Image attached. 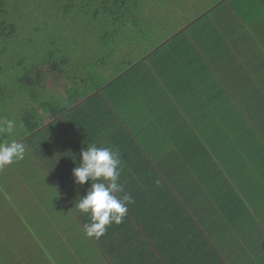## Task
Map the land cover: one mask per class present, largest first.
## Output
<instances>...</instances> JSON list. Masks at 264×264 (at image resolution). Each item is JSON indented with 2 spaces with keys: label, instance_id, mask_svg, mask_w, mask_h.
<instances>
[{
  "label": "crops",
  "instance_id": "1",
  "mask_svg": "<svg viewBox=\"0 0 264 264\" xmlns=\"http://www.w3.org/2000/svg\"><path fill=\"white\" fill-rule=\"evenodd\" d=\"M211 10L214 23L209 28L216 32L211 39L219 44L213 58L226 66H215L216 62L197 57L195 44L206 42L203 35L195 33V43L182 46L190 48V53H181L180 49L173 52L182 58L180 63L166 55L170 69L157 67L158 74H153L149 68L152 76L144 81L127 74L90 99L75 98L70 92L60 102L52 98L61 108L73 98L72 107L78 105L65 117L53 120L56 124L41 120L35 136H31L33 139L41 130L51 129L54 146H58L53 151L54 156L59 155L57 161L52 156L53 199L58 208L68 211L66 217L77 223L61 221L69 227H55L54 231L68 235L71 246L61 242L59 250H72L74 261L80 253L73 243L86 239L83 226L88 223V217L78 213L74 205L90 182L83 187L75 185L72 170L80 162L79 153L94 143L118 151L123 169L121 183L134 203L128 205L123 222L110 225L100 239L87 237L86 241H93L92 264H261L257 254L264 252V176L260 177L257 170L264 168V0H219ZM233 71V83L222 91L221 78L229 79L227 75ZM164 73H171L172 79L163 78ZM104 93L107 97L100 98ZM236 95L240 96L238 106L246 118L242 127L232 126L244 129L234 141L240 161L226 167L232 157L228 149L224 158L210 162L209 174L202 177L205 167H197V162L204 154L194 146L206 150L213 139L209 131L214 127H219L214 131L217 135L226 132L221 131L219 120L217 125L203 116L207 137L198 141L201 137L192 135L195 129L189 124L184 106L198 113L214 107L211 113L215 119V112L219 113L220 107ZM251 97H255L251 104L243 99ZM140 118L146 119L145 124ZM258 150L261 154L252 158L251 153ZM24 165L28 176L23 177L30 179L37 164ZM23 184L26 187L20 190L21 201L25 204L32 197L38 204L27 205L42 214V185L33 180ZM256 189H261L260 194ZM247 191L251 197L247 194L245 201L239 200L238 196ZM99 255L101 258H97Z\"/></svg>",
  "mask_w": 264,
  "mask_h": 264
},
{
  "label": "rangeland",
  "instance_id": "2",
  "mask_svg": "<svg viewBox=\"0 0 264 264\" xmlns=\"http://www.w3.org/2000/svg\"><path fill=\"white\" fill-rule=\"evenodd\" d=\"M54 1L58 4L52 5L46 0H5L4 20L15 24L18 31L2 42L4 52L0 59V89L3 92L0 94V118L16 121V129L8 139H16L20 143L25 140L26 154L23 160L0 169V264H92L90 247L93 241H86L87 237L85 240L82 238L74 241L73 247L76 246L80 253L75 261L72 250H59L61 242H67L68 247L71 242L68 235H58L54 228L69 227L68 224H60L64 220L77 222L66 217L69 215L68 211L58 208L53 199L56 192L53 184L55 178L52 176V156L57 161L59 155L56 153L57 156H54L53 151L58 150V146H54L55 139L51 129L41 130L32 139L31 136H35L36 132L30 133L24 125L23 117L27 114L34 115L40 121L61 118L50 119L49 114L44 111L46 107L43 103L52 98L60 102L67 96V87L73 82L79 83L80 79H83V83L88 81L90 84L91 81L86 76L87 70L94 78L100 77V81L107 84L118 75L131 74V79L135 77L144 81L152 76L147 70L149 68L153 74H158L157 67L168 70L170 66L166 55L180 63L182 58L175 56L173 52L180 49L181 53H190V48L187 50L182 46L189 47L187 42L195 43V33L203 35L206 42L204 45L199 40L194 46L193 52L199 59L203 57L204 61L214 63L216 61L213 57L218 54L219 44L211 39V34L215 36L216 32L209 27L214 23L211 9L219 0H138L137 10H131V14L133 12L137 15V25L133 24L136 19L131 14L124 16V22L116 23L117 20H114L116 22L112 24L113 19L105 12H99L101 8L95 3L81 7V0V4L76 2L70 7L61 0ZM62 60H67V64L61 65L59 62ZM141 60L143 61L140 62ZM216 65L226 66L218 61ZM184 66L186 67L185 63ZM127 68L131 69L126 71ZM234 75L235 71L227 75L229 79L221 78L222 91L231 86V76ZM32 77L37 79L34 85L30 83ZM162 77L172 79L171 73H164ZM137 81L134 83L137 84ZM105 97L107 93L100 94V98ZM239 98L236 95L229 104H223L220 112H215V119L214 113H211L214 107L198 113L197 109L189 112L184 106L189 124L195 129L192 135L201 137L198 141L207 137L202 127L205 124L203 116L217 125L219 120L225 126L221 127L223 132L235 131L232 127L234 125L242 127L246 118L238 106ZM243 99L251 104L255 97ZM220 100L225 98L220 97ZM172 103L174 107L176 102ZM145 120L140 118L143 124ZM53 122L56 124V121ZM198 129L201 130L200 135ZM213 129L218 131L219 127ZM238 131L242 132L244 129ZM260 154V150L251 153L252 158ZM26 162L37 164V170L29 174L30 179L23 177L28 176L24 173L27 166H22ZM208 168L209 166L201 173L202 177L209 174ZM27 180L42 185L45 207L43 215L40 210L27 205L38 204L32 197L25 204L21 201L20 190L26 187L23 181ZM260 190L256 189L258 194ZM248 193L249 191L239 195L238 199L245 201ZM61 237L62 241L59 240ZM94 245L98 243L94 242ZM63 250H67L66 244ZM257 255L261 264H264V252ZM97 258L96 261L99 262Z\"/></svg>",
  "mask_w": 264,
  "mask_h": 264
},
{
  "label": "clouds",
  "instance_id": "3",
  "mask_svg": "<svg viewBox=\"0 0 264 264\" xmlns=\"http://www.w3.org/2000/svg\"><path fill=\"white\" fill-rule=\"evenodd\" d=\"M15 129V120L0 118V169L25 158L26 146L8 139ZM79 156L80 162L72 170L74 184L83 187L90 183L74 207L88 217V223L83 226L84 235L98 240L110 225L123 222L134 199L121 183L122 160L117 150L92 143Z\"/></svg>",
  "mask_w": 264,
  "mask_h": 264
},
{
  "label": "trees",
  "instance_id": "4",
  "mask_svg": "<svg viewBox=\"0 0 264 264\" xmlns=\"http://www.w3.org/2000/svg\"><path fill=\"white\" fill-rule=\"evenodd\" d=\"M46 1H49V3L52 5L58 4L54 0H46ZM137 1L138 0H82V5H80V6L86 7L88 5V3H95V4L99 5V8H101V9H99V12L100 11L105 12L106 15L110 19H113L112 24H115L116 21H114V20H117L116 23L124 22V20H125L124 16L125 15L131 14L132 9L137 10V8H138V5H137L138 2ZM61 2L68 3L70 5V7H72L74 5V3H76V2H80L79 4H81V0H61ZM111 4H114V5L111 6ZM37 5H38V2H37ZM4 12H5V0H0V59H1L3 52H4L2 42L9 39L11 36L15 35V32L18 31L15 24L7 23L4 20V17H5ZM96 14L98 15L97 11H96ZM131 16H134V18L136 19L135 21L133 20L134 23L133 22L132 23L134 25H137L138 24L137 15L133 14V12H132ZM131 19H132V17H131ZM142 61L143 60H141L140 62H142ZM59 63L61 65L67 64V60H62ZM130 69L127 68L126 71H128ZM33 72L36 73L35 78H37L38 76H37L36 68L33 69ZM87 72L88 73L86 74V76L91 81L90 84L88 83V81L86 83H77L70 90L67 91V94H69V92H70V94H72V93L75 94L74 95L75 98L82 97L84 100L88 99V98L90 99L93 96H95L94 94H96L97 92L108 87L111 83H114V81H115L114 80V81L109 82L107 84L105 81H100V77L94 78V76L92 75L91 72H89V70H87ZM121 76L122 75H118L117 79H119V77H121ZM35 78L32 77V79L30 81V83L32 85H34L35 81H37V79H35ZM82 78H84V77H82ZM23 81H26V80L23 79ZM2 92H3V90L0 89V94H2ZM72 100L70 101V103L66 104V108H61L58 105L56 106V102H54V101L52 102V99H50V100L46 101V103H43L44 107H46V109H44V111L49 114V117L52 120L54 118H57V117H61V118L65 117V114L68 113L70 108H75L78 105L77 104L76 106L72 107V102H73ZM23 120H24V125L29 129L30 133H33V134L38 130V128L41 124L40 119L34 115H28L27 114L25 117H23ZM223 128H225V126H223ZM208 130H210V129H208ZM234 130L235 131H232L230 133H227V132L223 133V134L221 133L220 135H217V132H214L215 129L210 130L209 132H211V136L213 137V139H211L210 142H208L207 148L205 146L206 150H203L204 148H202L201 145H195L194 146V149L196 151L200 149V151L198 153L204 154V158H202L201 162H197V167L200 164H202V165H204V167L206 169V167L208 165H211L210 162H215V160L218 159L219 157L224 158L228 149L231 150L232 157H230V161L226 164V167H228L230 164H233L234 162L239 163V161H240L239 157L240 156H238L235 153L234 144L238 140L237 136L241 134V131H238V129H234ZM213 133H215V134H213ZM263 154H264V152H263ZM206 155L208 156L207 158H206ZM226 167H224V169ZM263 169L264 168L258 167L257 171H258V175L260 177L264 176ZM213 173H217V171L214 169Z\"/></svg>",
  "mask_w": 264,
  "mask_h": 264
}]
</instances>
